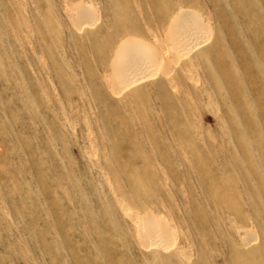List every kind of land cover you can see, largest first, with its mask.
<instances>
[{"label": "rangeland", "instance_id": "obj_1", "mask_svg": "<svg viewBox=\"0 0 264 264\" xmlns=\"http://www.w3.org/2000/svg\"><path fill=\"white\" fill-rule=\"evenodd\" d=\"M0 264H264V0H0Z\"/></svg>", "mask_w": 264, "mask_h": 264}, {"label": "bare ground", "instance_id": "obj_2", "mask_svg": "<svg viewBox=\"0 0 264 264\" xmlns=\"http://www.w3.org/2000/svg\"><path fill=\"white\" fill-rule=\"evenodd\" d=\"M80 2H82V1H80ZM84 3V2H83ZM84 6V5H83ZM86 7V6H85ZM84 10V9H83ZM84 11H88V10H84ZM187 13V12H186ZM186 13H184L183 12V14H181L179 17H182V16H184ZM82 14H84V12H82ZM187 15V14H186ZM178 16H177V18H174L175 20L176 19H178L179 18ZM180 19V18H179ZM174 20V21H175ZM189 20V19H188ZM87 22V21H86ZM176 22H177V20H176ZM182 22H183V24H181L180 23V25H181V27H180V25L179 24H177V25H179V27H180V31H185V32H183V33H181V34H186V32L188 33L186 36H184V38L183 39H180V40H183L184 42H185V44H186V42H190L189 40H190V38L192 39V36H191V33H190V31H189V27H191L192 26V24H188L187 23V21H185L184 22V20H182ZM90 23V22H89ZM91 25V24H90ZM174 26H175V24H174ZM194 27V26H193ZM195 28H197V26H195ZM179 31V32H180ZM178 32V31H177ZM176 32V33H177ZM192 32H195V31H193L192 30ZM194 34V33H193ZM179 38V37H178ZM123 41V40H122ZM121 41V42H122ZM183 41H180V43L181 42H183ZM184 42H183V44H184ZM180 43H179V45H180ZM204 43V42H203ZM199 45V44H198ZM184 45H182V47H183ZM192 46V45H191ZM122 47H124V49L122 48ZM122 49L124 50L123 52L121 51V50H119V52L117 53L116 52V58L117 59H121V60H123V59H128V63L126 64V63H122V64H124V66H122L121 67V70L119 71V73L120 74H122V76H123V74H125V75H127L128 74V76H130V74H132L136 69H138V68H144V63H142V62H144V60H142L143 58L145 59V53H144V49H141V47H142V43H141V41H139L138 39H125L124 41H123V43H122ZM174 47V46H173ZM181 47V48H182ZM197 47V46H196ZM199 47V46H198ZM174 49V48H173ZM167 52V51H166ZM146 56H148V55H146ZM149 57V56H148ZM113 59V58H112ZM146 60V59H145ZM152 61V60H151ZM142 64H143V66H142ZM119 66H121L120 64H118ZM151 65V64H150ZM118 69H119V67H118ZM146 69V68H145ZM150 75V74H149ZM148 75V76H149ZM116 76H118L117 75V73H116ZM127 76V77H128ZM147 75H144V74H142V75H139V76H137V77H135V79H133V81H136V80H142L144 77H146ZM125 78H126V76H125ZM116 79H119V77H117ZM121 79H122V77H121ZM126 80H127V82H128V78H126ZM118 81V80H117ZM120 81V80H119ZM121 81H124V79L123 80H121ZM127 82L125 83V84H127ZM130 84V83H129ZM157 222V221H156ZM142 226V228L145 230V231H143V229H142V231H143V234H144V236L146 237V238H148V237H153L155 240H156V242L157 243H161L162 242V240H163V238L166 236V234H165V231H163V229L162 228H160L159 226H161V225H159V226H157L156 225V223H155V220H154V218L153 217H151V216H149V217H147L143 222H141L140 224H139V226ZM138 228V227H137ZM140 229V228H139ZM248 243H250V242H248ZM161 245V244H160Z\"/></svg>", "mask_w": 264, "mask_h": 264}]
</instances>
